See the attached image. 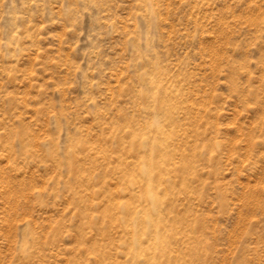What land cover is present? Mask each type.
<instances>
[{
  "label": "rangeland",
  "instance_id": "rangeland-1",
  "mask_svg": "<svg viewBox=\"0 0 264 264\" xmlns=\"http://www.w3.org/2000/svg\"><path fill=\"white\" fill-rule=\"evenodd\" d=\"M0 264H264V0H0Z\"/></svg>",
  "mask_w": 264,
  "mask_h": 264
},
{
  "label": "bare ground",
  "instance_id": "bare-ground-1",
  "mask_svg": "<svg viewBox=\"0 0 264 264\" xmlns=\"http://www.w3.org/2000/svg\"><path fill=\"white\" fill-rule=\"evenodd\" d=\"M142 166L144 167V163L142 164Z\"/></svg>",
  "mask_w": 264,
  "mask_h": 264
}]
</instances>
